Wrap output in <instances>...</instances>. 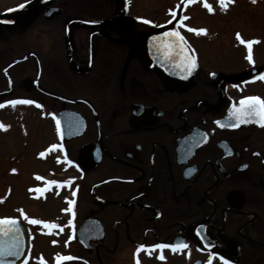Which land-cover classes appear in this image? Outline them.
Returning a JSON list of instances; mask_svg holds the SVG:
<instances>
[{
  "label": "flooded vegetation",
  "instance_id": "af4514ba",
  "mask_svg": "<svg viewBox=\"0 0 264 264\" xmlns=\"http://www.w3.org/2000/svg\"><path fill=\"white\" fill-rule=\"evenodd\" d=\"M134 1L0 0V80L6 81L0 110L11 107L6 103L11 100L35 101L15 107L40 115L37 134L47 124L50 142L37 157L44 152L48 157L39 158H50L54 180L72 178L70 185L53 188L58 194L64 190L68 205L75 201L74 216L35 218L63 231L49 232L7 211L0 218H17L23 225L28 264H37L41 256L55 264L61 239L68 242L64 254L79 258L63 264H136L137 259L140 264H207L211 253L217 254L212 264H222L220 256L229 264H264V126L216 123L231 122L228 110L241 97L264 98L262 91H249L254 83L264 86L259 79L264 61L255 55L264 40L236 30L233 43L242 49L246 66L233 74L202 68L203 43L212 51L210 62L218 47L202 42L204 33L188 30L200 28L190 23L186 8L198 3L206 12L204 0H179L161 22L133 14ZM229 5H241L251 23L262 27L264 0H232ZM181 16L188 19L178 26ZM172 29L185 37L196 60L191 74L177 78L149 65L161 62L151 40L152 56L147 59L141 50L142 37ZM236 33L256 41L252 62ZM72 111L84 119V130L65 140L55 120L59 112L69 116ZM0 124L7 126V120ZM5 134L7 128L0 129V138ZM53 144L60 147L52 149ZM37 188L43 191L42 185ZM78 234L87 242L81 243ZM94 237L99 238L94 242ZM53 240L56 249L46 255L38 241ZM180 240L187 248L163 249L164 260L157 258L161 250H146ZM140 244L146 249L137 254Z\"/></svg>",
  "mask_w": 264,
  "mask_h": 264
},
{
  "label": "rangeland",
  "instance_id": "374dc122",
  "mask_svg": "<svg viewBox=\"0 0 264 264\" xmlns=\"http://www.w3.org/2000/svg\"><path fill=\"white\" fill-rule=\"evenodd\" d=\"M207 2L214 9L212 13L201 10L198 3L186 8L191 17L190 23L207 30L201 35L202 42H210V45L215 44L218 47L213 54L214 60L210 62L209 56L212 51L207 48V43H203L205 48L201 55L203 57H201L200 67L214 68L233 74L239 66H246L242 61V49L236 48L233 43L234 31L239 30L243 34L247 32V36L260 34L257 39L264 40V16L261 19V27L260 24L251 23V16L241 5L234 7L228 4L227 10L221 11L218 0H207ZM178 3L179 0H136L131 6V12L149 16L155 22H161L166 20L167 9L174 8ZM255 55L262 63L264 47H257ZM4 85L6 81L0 80V89ZM249 91L264 93V86L254 83ZM4 119L7 120V134L0 138V197L4 198L3 202H0V213L7 211V214L22 215L18 211L22 210L23 214L29 218L55 216L67 218L70 213L64 211L69 207L66 201L64 202L66 199L64 190L58 194L53 185H47V181L54 180L56 168L50 158L43 160L39 158L40 156L37 157L39 150L50 142L49 135L46 133L47 124H43L41 135L37 134L36 124L41 118L34 109L28 107L11 106L7 107V110H0V122L3 123ZM12 169L17 171L12 172ZM37 176L44 179H37ZM38 185H42V192L35 191ZM30 189L32 191H29ZM58 241L61 242L59 244L61 246L57 247V253H66L67 250L63 248L66 247V241L62 239ZM38 242L46 255L56 249V245L51 241ZM193 258L190 257L188 263Z\"/></svg>",
  "mask_w": 264,
  "mask_h": 264
},
{
  "label": "snow or ice",
  "instance_id": "6c2138e0",
  "mask_svg": "<svg viewBox=\"0 0 264 264\" xmlns=\"http://www.w3.org/2000/svg\"><path fill=\"white\" fill-rule=\"evenodd\" d=\"M27 2V0H26ZM188 3L194 2V0H187ZM232 2V0H218L221 11H226L228 4ZM255 3V0H253ZM203 6L208 10L209 13L214 11L212 5H210L207 0H204ZM18 8L25 7V4H20L17 6ZM172 11V10H170ZM173 17L175 18V13L173 12ZM143 19V18H138ZM188 19L186 16H181L179 20H177L178 26L181 25L183 20ZM145 23H152L151 21L144 20ZM93 23H98L94 21ZM183 27H188L187 25H183ZM189 31L200 35L202 33H206V29L200 28H188ZM236 39L240 42V44H245L247 46V56L246 59L250 62L253 60L252 55V45L256 41L253 40H243L240 36V33H236ZM152 47L155 51L156 58L161 61L162 64L171 65L174 69L178 71L175 74L187 73L191 74L193 69L196 67V60L194 55L191 54V49L188 46L185 37L181 35V32L177 29H172L171 31L163 32L160 36H153L151 38ZM6 71V70H5ZM214 75V74H213ZM186 78V77H185ZM259 79L264 80V72L259 74ZM9 105L15 107L18 103L23 104H33L35 101L24 99V100H11L6 102ZM40 106V105H37ZM4 107L3 103H0V108ZM228 118L231 121L228 125H224L221 121H216L218 125L221 127H238L240 124L247 123H256L260 126H264V98L259 96H243L239 100L238 104L233 102L228 110ZM56 130L58 133L61 132V121L59 119L55 120ZM7 126L0 124V129L6 130ZM207 134H204V138L206 139ZM60 145L53 144L51 145L52 149H57ZM42 157L44 156V152L39 153ZM59 159V158H58ZM71 164V161H68ZM12 172H16V169H12ZM37 179H44L43 177H36ZM72 178H69L67 181H56L49 180L47 181V185H59L63 184H71ZM47 190V189H45ZM29 191H32L30 189ZM37 192H42L41 189H35ZM75 196V191L72 193ZM2 197H0V202H3ZM74 203L75 201H69V207L64 211L72 213L74 216ZM21 212L23 220L31 225L42 224L45 225L49 232L53 229L60 228L63 231V227L54 223L42 221L35 218H29L26 214H23L22 210H18ZM73 220L69 219L68 225L72 226ZM197 234H200V229H196ZM30 234V233H29ZM24 231L21 226V222L17 218L13 217H3L0 218V264H16V260H8V257H14L19 259L25 251L24 246ZM72 237L70 236L69 239ZM53 244H56L57 241L53 240ZM67 241L65 242V246H67ZM168 248L173 252L181 251L187 248V244L180 240L172 244L165 243H157L152 245L146 249V245L140 244L137 246L136 253L138 254L142 249H146L149 254L155 249H159L160 255L157 257L160 260H164L165 256L163 255V249ZM216 253H211L208 256L207 264H212L213 259L216 257ZM28 256H24L23 264H28ZM75 259H79L77 257L72 256L71 254H55V264H63L66 261H72ZM219 259L222 261V264H229V261L225 259L223 256H220ZM37 264H47V262L43 259V257L37 258ZM136 264H140L139 260H136Z\"/></svg>",
  "mask_w": 264,
  "mask_h": 264
},
{
  "label": "water",
  "instance_id": "95a60500",
  "mask_svg": "<svg viewBox=\"0 0 264 264\" xmlns=\"http://www.w3.org/2000/svg\"><path fill=\"white\" fill-rule=\"evenodd\" d=\"M167 31H169V30H160V31H157L156 33L148 34V35L142 37L141 50H142V54L147 59L150 58V56H152V53H150V50H152V47L148 45L147 41L151 40V38L153 36H160L163 32H167ZM149 65L157 67L162 73L167 74L168 76H171L172 78H177V76L180 74H182V76H185L187 74V73L175 74L178 71L177 69H174L171 65L162 64L161 62H156V61L155 62H149ZM63 113H65L67 115V117L64 116ZM62 116L64 119L62 118ZM67 118L70 120L68 121ZM57 119H59L61 121V132L59 133L61 138L68 140V139L78 137L83 133L84 119L81 117V115L78 112L72 111V112H70L69 116H68V113H66V112H59ZM69 122H70V124H69ZM84 222L81 224V227L84 225ZM21 226H22V229L25 233V235H24V246H25V250H26V243H27L26 232H25V229H24L22 224H21ZM78 237H79V241L81 243H86L88 240V239L82 238L79 234H78ZM98 238L99 237H94L92 239V241L95 242L98 240ZM24 254H25V251L19 259L14 258V257H8L7 259L8 260H16V264H18L19 260L24 256Z\"/></svg>",
  "mask_w": 264,
  "mask_h": 264
}]
</instances>
